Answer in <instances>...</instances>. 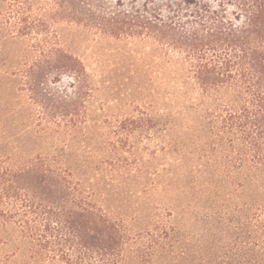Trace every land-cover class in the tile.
Listing matches in <instances>:
<instances>
[{"label":"trees","instance_id":"obj_1","mask_svg":"<svg viewBox=\"0 0 264 264\" xmlns=\"http://www.w3.org/2000/svg\"><path fill=\"white\" fill-rule=\"evenodd\" d=\"M64 26L148 46L162 110L92 125L95 78ZM2 47L0 123L94 147L66 162L70 141L11 156L0 138V242L27 264H264V0H0ZM158 138L178 157L164 174L137 144Z\"/></svg>","mask_w":264,"mask_h":264},{"label":"rangeland","instance_id":"obj_2","mask_svg":"<svg viewBox=\"0 0 264 264\" xmlns=\"http://www.w3.org/2000/svg\"><path fill=\"white\" fill-rule=\"evenodd\" d=\"M61 32L63 39L84 59L89 71L94 75L97 90L91 104V110L95 116L92 125L98 122L103 126L105 120L113 123L116 119L137 114L139 108H146L150 112L162 110L167 98L165 84L162 82L161 73L152 71V62L146 55L150 51L148 46L135 40L125 41L89 35L70 26H64ZM9 51V48H1L0 64L9 56ZM8 88L11 86L0 78V115L5 110L6 100L14 98ZM9 102L11 104V101ZM9 117L8 122L0 123V138L3 140L5 138L6 141L5 149H2L3 153L11 156H35L38 152H50L57 155L61 152L60 148L64 142L70 141L71 145L64 159L66 162L68 160L72 162V160L75 161L76 156H88L90 146L94 147V143L88 145L83 142H72V136L69 134H63L61 139L51 137L48 141H44L43 138H38L35 131L37 127L32 120L21 118V116L18 119L17 115ZM107 136L109 135L101 136L100 134L95 146L101 147V142ZM138 142L139 146L148 148L144 152L141 151L140 157L145 161V168L148 167L154 174L155 172L164 174L169 164H178L177 156H165L160 150L163 143L159 138L154 141L144 139L143 142ZM96 149L94 148L93 156L97 154ZM100 154L104 155V152L100 151ZM58 156L62 155L58 154ZM205 160L201 158L197 165L201 166ZM221 170L225 172L228 168L222 167ZM120 202L111 197L108 199V195L105 196L106 206L113 209L116 214L123 211L120 208ZM18 246L16 242H10V244L0 242V264H27L29 259L18 251ZM224 251L228 254V247H225L222 252ZM206 260L207 257L203 258L200 264H204ZM222 261L221 258L216 260V262Z\"/></svg>","mask_w":264,"mask_h":264}]
</instances>
